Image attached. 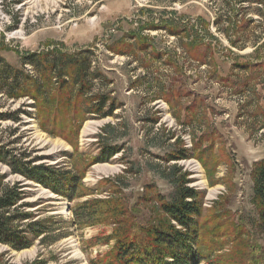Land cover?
Masks as SVG:
<instances>
[{
	"label": "rangeland",
	"instance_id": "1",
	"mask_svg": "<svg viewBox=\"0 0 264 264\" xmlns=\"http://www.w3.org/2000/svg\"><path fill=\"white\" fill-rule=\"evenodd\" d=\"M172 11L186 22L199 17L210 21L209 32L215 39L205 30L201 34L204 40L213 41L215 68L191 59L183 49L187 39L181 38V32L173 35L164 27L145 29L153 18L154 23H160ZM233 12L222 0H0V74L11 66L39 78L38 69L23 62L22 53L40 51L52 43H64L73 50L90 47L87 55L93 67L103 68L108 76L107 81L96 80L94 92L109 93L118 105L122 103L113 116L88 119L75 150L62 137L40 129L32 100L7 98L0 83V112L27 111L20 113V122L0 120V141L10 142L18 152L30 153L40 163H59L72 172L84 173L83 183L90 193L70 202L49 188L26 181L29 187L24 202L31 206L22 209L50 225L48 243L37 240L21 251L0 244V264H90L91 259H103L115 244L116 220L141 222L158 213L157 201L145 199L155 196L147 186L169 195L172 180L183 174L202 200V241L215 245L214 260L243 264L244 241L259 236L255 233L258 206L251 172L264 158V70H246L239 64L257 61L255 50L264 43V5L247 2L242 6L234 30H227V22L214 23L219 15L223 21L235 18ZM243 18L252 21L244 29ZM139 38L148 39L184 68L189 91L182 93V103L175 101L171 106L162 98L175 70L165 59H152L151 47L137 53L130 46V55L109 49L114 43L119 48L126 42L137 45ZM260 54L264 56V47ZM193 105L196 111L192 113ZM205 132H215V157L207 159L218 163L212 174L194 151L195 137ZM97 135L124 149L108 162L92 164L99 154ZM181 146L189 158L167 159L170 151ZM4 174L3 183L10 185L23 179L0 162V179ZM111 196L113 202L98 205L87 225L73 221V208L79 201Z\"/></svg>",
	"mask_w": 264,
	"mask_h": 264
},
{
	"label": "trees",
	"instance_id": "2",
	"mask_svg": "<svg viewBox=\"0 0 264 264\" xmlns=\"http://www.w3.org/2000/svg\"><path fill=\"white\" fill-rule=\"evenodd\" d=\"M222 1L234 11L235 18L231 15L232 17H227L223 21V15H219L214 23L219 26L227 22L230 26L227 30H234L238 20L237 12L241 11L242 6H246L247 2L264 5V0ZM171 14L168 18H162L160 23H154L155 18H153L145 29L164 27L170 34L182 33L181 38L187 39L182 43L183 49L189 53L191 59L215 68L217 62L213 41L204 40L206 37L201 34V31L205 30L209 37L215 39V36L209 32L210 21L199 17L196 21L186 22L183 18L177 19L174 16L175 11ZM251 22L243 18L242 29L249 27ZM223 32L225 33L224 30ZM147 41L148 39L139 38L136 41L137 45L126 42L120 48L114 43L109 49L116 54L130 55L133 53L132 48H136L137 53H143L151 47L152 53L149 52V56H152V59H165L166 65L175 70L170 86L163 90L162 98L171 106H174L175 101L182 103V93L189 91L184 68L175 64L173 56L156 49ZM4 44L6 46V43ZM232 44L237 46L235 42ZM262 47L264 43L258 45L255 50L254 57L257 61L249 60L242 65L239 64V67L246 70L251 68L264 70V56L259 55ZM91 51L90 47L73 50L67 48L64 43H52L43 50L22 53L23 62L35 66L38 69L39 78L25 69L13 70L11 66H7L0 74L4 96L9 99L32 100L35 119L40 129L51 136L62 137L75 150L79 147V136L83 124L88 119L113 116L115 111L122 107V103L118 105L111 94L94 92L96 80L107 81L108 76L103 68L93 67V61L87 55ZM194 106L190 107L192 113L196 111ZM21 112L27 111L19 108L14 113L0 112V120L13 119L20 122ZM106 130L107 128L103 129V131ZM214 133L205 132L200 137H195L193 141L196 156L210 174L218 165V163L207 161L208 157L214 156L215 153ZM97 142L99 154L93 157L92 164L108 162L124 149L122 145L102 141L101 135H97ZM10 144V142L0 141V162L9 167L11 174H18L23 179L13 185L3 183L7 174L0 179V244L21 251L32 247L37 240L42 244L48 243L47 239L51 232L50 225L41 220H35L34 213L22 209L25 206H31V203L24 202L28 196L26 187H29L26 181L49 188L56 195L70 202L81 200L90 193L86 192L89 187L83 183L84 173L72 172L59 163H40L39 159L32 157L30 153L18 152L17 149L11 148ZM167 157L169 160H179L189 158V155L185 147L181 146L179 149L170 151ZM186 176L183 174L182 177L172 180V191L169 195L158 193L153 190L155 186L148 185V191L155 196L145 199L147 202L150 199L157 201L158 213L154 217H145L141 222L137 219L130 223L122 219L116 220L118 227L114 229L115 244L111 252L103 259L99 257L95 260L91 259L90 264H221V260H214L212 255L215 245L207 246L202 241V232L205 230V228L203 230L204 223L200 221L203 215L202 200L198 190L189 186L190 181L186 179ZM251 176L254 181L253 197L258 206L255 233L259 236L244 241L242 262L243 264H264V158L254 164ZM115 186L120 187L119 182H116ZM118 198L124 202L123 197ZM109 202H113L112 196L79 201L73 208V221L79 225H87L93 220L94 213L98 211L97 206L109 204ZM115 207L120 208V205L116 204ZM57 240L58 238L54 241Z\"/></svg>",
	"mask_w": 264,
	"mask_h": 264
},
{
	"label": "bare ground",
	"instance_id": "3",
	"mask_svg": "<svg viewBox=\"0 0 264 264\" xmlns=\"http://www.w3.org/2000/svg\"><path fill=\"white\" fill-rule=\"evenodd\" d=\"M193 165V164H192ZM198 167V166H197Z\"/></svg>",
	"mask_w": 264,
	"mask_h": 264
}]
</instances>
